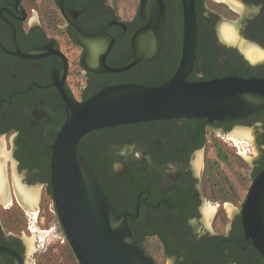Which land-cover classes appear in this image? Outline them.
I'll use <instances>...</instances> for the list:
<instances>
[{
    "label": "flooded vegetation",
    "instance_id": "obj_1",
    "mask_svg": "<svg viewBox=\"0 0 264 264\" xmlns=\"http://www.w3.org/2000/svg\"><path fill=\"white\" fill-rule=\"evenodd\" d=\"M36 1L48 25L30 19ZM125 1L128 8L118 0H0V142L7 138L11 145V151L0 150V264H52L57 258L46 239L28 234L30 211L46 198L53 200L52 143L62 126V106L66 112L59 84L74 95L69 83L73 63L60 40L71 51L78 48L72 60L84 80L81 97L74 95L79 101L121 82L150 85L151 77L173 67L174 58L180 63L190 15L196 24V55L189 79L264 76V63L251 64L240 50H258V60L264 59V0ZM155 12L163 13L156 55L121 71L85 66L81 39L86 35L108 48L97 58V68L99 63L118 68L134 52L142 30L156 25ZM50 25L62 36L50 33ZM231 135L249 144L252 156L243 175L223 173L210 161L208 153L243 156L244 148L221 149L218 138ZM78 150L154 264L160 263L146 250L148 240L162 251L163 264H264V252L247 238L242 215L248 192L264 170V107L216 122L179 117L102 127L85 134ZM21 189L32 194V202ZM239 190L246 193L225 220L213 201L216 207L230 205Z\"/></svg>",
    "mask_w": 264,
    "mask_h": 264
},
{
    "label": "water",
    "instance_id": "obj_2",
    "mask_svg": "<svg viewBox=\"0 0 264 264\" xmlns=\"http://www.w3.org/2000/svg\"><path fill=\"white\" fill-rule=\"evenodd\" d=\"M153 18L157 19L156 25L142 30L134 41V52L118 68L100 63L97 68V58L108 48L100 46L94 36L86 35L81 39L86 47L85 66L97 71H121L156 55L161 47L163 13L155 12ZM240 50L251 64L264 63L263 58L251 59L247 49L240 47ZM55 52L66 63L63 52L57 49ZM195 55L196 24L194 15H190L179 66L162 84L121 82L108 85L82 101L63 82L59 84L66 101V117L52 143L51 187L61 226L79 264H154L135 238L125 215L115 208L79 152L78 143L85 134L102 127L154 119L232 120L264 107V76L189 79ZM66 70L64 65V74ZM242 215L247 238L264 252V170L248 192Z\"/></svg>",
    "mask_w": 264,
    "mask_h": 264
},
{
    "label": "rangeland",
    "instance_id": "obj_3",
    "mask_svg": "<svg viewBox=\"0 0 264 264\" xmlns=\"http://www.w3.org/2000/svg\"><path fill=\"white\" fill-rule=\"evenodd\" d=\"M118 1L121 7L126 5L125 8H128L129 5L126 4L125 0H118ZM33 6H35V8H33V10H29L30 19H35L39 23L48 25L47 22L49 21L47 20V17L44 15L43 8L40 7L39 2L37 1L34 2ZM129 10L132 11V6L129 7ZM49 32L52 34H56L60 37L62 36V33H57L58 31L55 30L54 27H51V25L49 26ZM60 41L63 48L67 51V54L70 56L71 62L73 63L71 66L72 68H71V74L69 76V83L72 84L71 88L73 90L74 95L76 96V98L79 99L81 97V92L79 87L84 84V80L80 72L81 68L76 64L77 61H75V59L72 60L74 58L73 55H75V53H78V48L76 50L77 52H75L74 50L71 51L69 47H66L64 45L63 40ZM249 46L254 47L256 45H249ZM252 52H253L252 54L259 53V51L255 49H253ZM249 56L251 59H256V58H252L250 54ZM218 139L219 141H221L223 145L221 148L223 150L226 147L227 149H241V150H243L244 148L247 151L242 153L243 156H240L238 153H232L233 155L229 153H221L224 155V158H220V157L217 158L214 153H208L210 155H213L212 157H210V161L220 171H223V173H226V171L234 172L236 175L238 174L243 175L244 173H246L248 170V160L251 161V156H252L249 155L248 152L249 144L243 139H241V137H236L235 135H231V137H227L226 140H223L221 138ZM3 148L6 149L7 151H11V145L7 138H4L3 142L2 141L0 142V150H3ZM209 149H211V147ZM229 176L233 177L231 174H229ZM239 191L241 192V194H236L234 197L232 198L230 197L231 199H229V201L233 205L230 204L225 207L224 206L216 207L217 203L213 201L212 204L213 208H218L219 214L225 215V220H228L229 218L228 214H231V210L234 206L235 207L238 206L239 200L242 201L244 194L246 193L245 190L244 191L239 190ZM37 205L38 206L34 211H30L29 224L31 225L30 226L31 232L28 235L33 239L34 237H38V238L41 237L42 239H46L50 243L48 244V247L50 246L49 251H51L57 257L55 258L56 260H53L52 264H79L73 252V249L63 231L53 200L46 198ZM33 241L35 242V240ZM38 244L39 242L37 243V245ZM145 245H146V250L150 252L153 256L158 255L156 259L159 261L160 264H163L162 251L158 249L156 246H153L149 240L145 243Z\"/></svg>",
    "mask_w": 264,
    "mask_h": 264
},
{
    "label": "trees",
    "instance_id": "obj_4",
    "mask_svg": "<svg viewBox=\"0 0 264 264\" xmlns=\"http://www.w3.org/2000/svg\"><path fill=\"white\" fill-rule=\"evenodd\" d=\"M178 54H180V50L178 51ZM176 59L177 60L175 61V58H174L173 67H171L170 69H168L166 73H162L161 75H158L155 78L154 77H151L152 79L151 78L150 79L152 81H151L150 85H152V86L153 85L154 86L155 85H159V84H162L163 82L169 80L173 76V74L175 73L176 67H177V65L179 63V59L178 58H176ZM209 78H213V76H209V77L202 78V79H209ZM194 79H199V78H194ZM60 110H61L62 120H61V122L59 124V128L63 124L64 119H65V115H66V112H65L63 106H62V109H60ZM81 154H83V153H81ZM222 158H224V157L222 156Z\"/></svg>",
    "mask_w": 264,
    "mask_h": 264
},
{
    "label": "bare ground",
    "instance_id": "obj_5",
    "mask_svg": "<svg viewBox=\"0 0 264 264\" xmlns=\"http://www.w3.org/2000/svg\"><path fill=\"white\" fill-rule=\"evenodd\" d=\"M248 51H249V53H251L250 52V48H248ZM252 53L250 55L252 56V58H256L255 60H258L262 56L260 53H258V54H252ZM257 57H259V58H257ZM2 190H3V181H2V177H1V168H0V191L2 192ZM21 193L23 194V196L25 197V199H27L29 201L33 200L32 194L28 193L27 191L25 192L24 190L21 189Z\"/></svg>",
    "mask_w": 264,
    "mask_h": 264
}]
</instances>
